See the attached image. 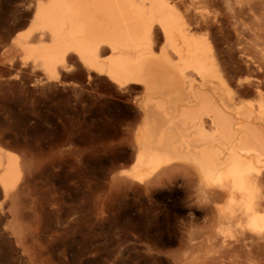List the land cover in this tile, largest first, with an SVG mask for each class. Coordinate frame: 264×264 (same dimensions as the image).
<instances>
[{
  "label": "rangeland",
  "instance_id": "1",
  "mask_svg": "<svg viewBox=\"0 0 264 264\" xmlns=\"http://www.w3.org/2000/svg\"><path fill=\"white\" fill-rule=\"evenodd\" d=\"M33 1L0 0V145L27 164L20 201L33 193L40 199L25 225L38 234L43 254L22 255L5 238L0 212V264H220L216 250L196 244L215 236L217 214L194 163L164 158L155 170L138 164L142 87L118 92L83 66L46 82L13 51ZM207 1L212 31L198 36L223 53L222 78L210 85L230 102L241 83L236 105L257 107L264 103V0Z\"/></svg>",
  "mask_w": 264,
  "mask_h": 264
},
{
  "label": "bare ground",
  "instance_id": "2",
  "mask_svg": "<svg viewBox=\"0 0 264 264\" xmlns=\"http://www.w3.org/2000/svg\"><path fill=\"white\" fill-rule=\"evenodd\" d=\"M33 2L12 50L40 70L46 82L83 66L88 76L109 82L118 92L142 87L138 164L155 170L164 158L194 163L212 188L204 191L207 196L202 193L217 214L215 236L196 244L216 250L220 264H264V103L239 107L243 84H235L230 102L210 85L222 78L223 53L213 40L198 36L211 28L208 1ZM28 176L23 157L0 145L5 238L32 259L36 246H42L25 223L39 212L40 201L33 192L20 201ZM225 254L230 260H224Z\"/></svg>",
  "mask_w": 264,
  "mask_h": 264
}]
</instances>
